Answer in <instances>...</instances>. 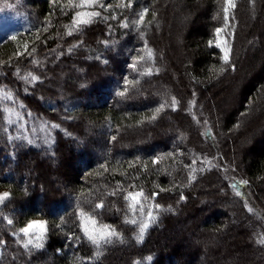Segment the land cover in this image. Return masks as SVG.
<instances>
[{
    "label": "trees",
    "instance_id": "trees-1",
    "mask_svg": "<svg viewBox=\"0 0 264 264\" xmlns=\"http://www.w3.org/2000/svg\"><path fill=\"white\" fill-rule=\"evenodd\" d=\"M167 1L133 0L128 8L119 7L122 0H100L111 7L95 9L101 16L69 36L74 13L88 9L73 7L68 0H0V12L24 18V27L0 42V94L13 96L0 99V192L12 194L0 207V264H264V245L258 243L264 238V127L259 126L264 116V46L259 39L247 67L244 63V43L251 32L246 26H256L250 13H264V0H235L228 27L224 0H175L180 13L193 10L185 18L189 47L175 81L165 67L168 63L175 72V62L159 49L164 30L170 31L166 26L172 24ZM144 8L149 9L146 24L137 30L133 21ZM218 27H224L221 39L231 49L230 64L216 46ZM145 42L154 60L148 59ZM138 56L145 60L137 61ZM132 63L137 68L129 67ZM64 66L65 71L77 68L78 74H63L58 91L53 78L58 80ZM241 68L248 74L239 83L236 106L215 121L207 94L225 80L235 81ZM29 73L40 81L29 83ZM125 79L133 83L119 95ZM173 96L178 100L175 109L169 106ZM165 101V108L150 120ZM167 118L177 128L165 137ZM245 127L253 131L251 145L241 151L238 166L233 165L228 134L238 135ZM77 159L82 168L75 171L68 166ZM48 160L59 161L55 175L62 187L43 183L55 172L44 164ZM29 162L34 166L29 168ZM31 170L37 175L32 177ZM209 185L214 188L206 214L195 196ZM129 192L143 193V212L137 206L133 215ZM101 202L103 208H97ZM226 206L249 221L247 241L240 238ZM148 211L155 219L137 243L138 224L130 221L146 220ZM89 216L97 228L108 225L123 240L113 238L103 245L98 259L84 235L85 226L93 227ZM37 219L46 223L44 246L28 252L19 230Z\"/></svg>",
    "mask_w": 264,
    "mask_h": 264
},
{
    "label": "rangeland",
    "instance_id": "rangeland-1",
    "mask_svg": "<svg viewBox=\"0 0 264 264\" xmlns=\"http://www.w3.org/2000/svg\"><path fill=\"white\" fill-rule=\"evenodd\" d=\"M166 6H167L166 9L169 12V15L171 16L170 20L172 21V24H171V27L166 26L167 28L170 29V31L167 32V30H164L165 40L163 42V45H161L159 49L161 52L164 53L165 56H170L173 58L175 65H176L175 72H173L174 70H172V68L169 67L168 63H165V67L167 66V68H169L174 78V81H175V79L179 76L178 72L179 71L181 72V68L179 67V65L182 66L185 63L184 56H186V51H188V47H189L186 41L187 39L186 34L188 33L190 26L186 24L185 18H188L190 14H192L193 10L191 9L189 11L190 14L185 13V12L184 14L180 13L177 7L178 4L176 5L175 0H168ZM178 14L180 16L179 19L176 18V15ZM250 19H253L255 21L256 26H251L250 22L247 23V26H246L247 29H251V32H250V35L247 36V40L244 43L246 47L248 48L247 56L246 55L245 57L243 56L245 65H246V60L249 59L250 57V53H252V51L259 48L255 40L259 39L260 46L261 47L264 46V13H259L258 10H255L254 12L250 13ZM23 27H24V18L19 13L15 14V13L0 12V42L3 41L6 37L15 34L19 29ZM248 68H249V65H248ZM74 69L73 70L66 69L65 71V66H64V70L61 71L58 80L56 78H53L55 85H56V89L58 91L59 89L60 90L62 89L63 82L65 81L63 74H65L67 77H71V75L78 74V72L76 71L77 68L74 67ZM247 74H248L247 69L242 70L241 68V70L238 71L237 76L235 77V81L231 80V82H229L228 84L227 80H225L223 84H221L220 88H217L215 89V91H212L209 94H207V97L210 102V107H211L210 109H211V112L213 113V117L215 118V121L220 122L222 116H224L223 114H225L229 110H232L236 106L237 93H238L237 89L240 85L239 83H241V81ZM167 121L169 122V125L167 126V129L164 131L166 133L165 137H168L169 134L175 131L177 128L176 127L177 125L174 122L175 121L174 119L167 118ZM259 126L264 127V116ZM237 131H239L238 135L235 134L234 132H230L228 134V139L231 140L230 148L232 152L228 156H229V159L231 160V164L234 165V162H235L238 166L239 162L241 161V155H240L241 151L246 150L251 145L250 142H251L253 131L252 130L249 131V127L242 128L241 130L239 128V130ZM205 132H207V130L203 131V134L206 135L207 133ZM139 142H142V141L140 140ZM100 153L102 154V150H99V154ZM57 162L59 161L48 160L47 163H44L49 168L50 171L51 170L55 171L53 172L54 173L53 175L51 174L49 177L43 178L42 181L44 184H51L53 186H58V187L63 186L64 182L62 181V179H60L57 175H55V173L58 171L56 168ZM61 162L62 161H60L59 163L60 167L62 164ZM27 165L30 168L34 166V163L29 162ZM68 167L72 168L75 171L79 170V168H82V161L79 159L74 160L72 164H70ZM30 175L33 177L37 175V173L36 171L31 170ZM213 188H214L213 185H209L204 188L205 190L204 193H201L195 196V198L197 199V207L199 208L201 207L202 211L206 212V214H208L210 210V208H208L209 205L207 204L211 202V193L213 192ZM0 193H3V192H0ZM223 208L224 210H228L230 215L231 214L233 215L232 220H233V223L236 224L237 228L239 229L241 233L240 238H242L243 241H247L244 238H246V235L249 234V231H248L249 221L248 220L244 221V218L242 219V216L240 214H237L235 210L232 213L231 210L233 209H230L229 206L228 207L226 206ZM33 221L37 223H44L45 230H46L45 221L40 220V219L33 220ZM241 221H244V222L242 223ZM88 225L91 226L90 223H88ZM192 226L193 225L189 227V231L192 229ZM33 231L36 232L37 230L34 229ZM32 239H36V236H33ZM239 241H242V240L239 239Z\"/></svg>",
    "mask_w": 264,
    "mask_h": 264
},
{
    "label": "snow or ice",
    "instance_id": "snow-or-ice-1",
    "mask_svg": "<svg viewBox=\"0 0 264 264\" xmlns=\"http://www.w3.org/2000/svg\"><path fill=\"white\" fill-rule=\"evenodd\" d=\"M69 4L73 7H78L81 9H88L85 11H77L74 13V16L72 18L71 24L68 27V31L67 34L69 36H71L73 34V32L78 31L82 26H89L93 23L95 18H98L101 16V12L97 11L95 9L100 8V9H107L110 8L111 5H105L104 3H101L100 0H79V3L76 4L74 3V0H68ZM133 6V0H126V3L123 2L119 5V7H128L131 8ZM236 8V3L235 0H224V7H223V13H224V22H225V27H228L230 24V10H234ZM149 13V9L148 8H144L142 11L139 12L138 14V18L135 19L133 21V23L136 25L137 30H139L140 26H143L146 24V17L148 16ZM104 19H108V17H104ZM123 27L127 28L128 27V23L127 21H125L122 25ZM216 32V37L218 40V43L216 44L217 47L221 48L223 51V59L225 64H230L231 63V59H230V54H231V49L228 46V44L226 43L225 40L221 39V33L224 32V27H218L215 29ZM141 35L143 36V33H141ZM11 39L15 40L17 39L16 36H12ZM106 46L108 44V41H104L103 42ZM211 43V42H210ZM27 47V46H25ZM145 49L147 50V57L149 60H154V52L151 49H148L147 47V42H145ZM73 51L72 47H69L67 49V52L69 54H71ZM61 55H63V53H61ZM97 59H99V57H97ZM137 61H144L145 57L144 56H138L135 58ZM104 63H108L107 60L104 61ZM129 67L135 69L137 68V64L136 63H132L129 65ZM233 70H235V66H232ZM158 71V70H157ZM221 71H223V69H221ZM145 72H147L148 74H151L152 69L151 68H146ZM30 77V79H29ZM25 79L29 80V83L31 82H38L40 81L41 77L36 76V75H32L31 73L28 74V77H25ZM125 88L118 93L119 95H125L128 91L127 85L133 83V81H129L127 79H125ZM0 99H3L5 101H10L13 99V96L10 92L6 93V94H0ZM168 104V101H165L164 103H161L155 110H154V114L149 117L150 120H155L157 118V115L162 109L165 108V106ZM178 105V100L176 99V97H172L171 98V102H170V107H172L173 109H175ZM6 112L9 113V115H11L13 113V110L11 108H5L4 109ZM16 116H19V113H15ZM199 122V121H198ZM53 128H57L59 127V125L53 124L52 125ZM113 140H115L116 138L113 136L112 137ZM32 141L29 140L28 143H31ZM171 155V154H169ZM160 160L159 157L156 158V160L154 161V163H158ZM194 163V162H193ZM190 179H195L194 176L190 177ZM241 183H247V181H241ZM112 195H115V192L111 193ZM154 195H158L154 194ZM12 194L9 192H3L0 193V207L5 205V202L11 199ZM127 199H129L132 203H131V207L133 209V215L136 214V210H137V206H139V210L141 212H143V203H142V198H143V193L142 192H129L127 194ZM181 200H186V197L181 196L180 197ZM97 208H103V203H97L96 204ZM153 208H160L161 206L159 204H154L152 205ZM246 208H248L247 205H245ZM169 211H171V209H169ZM249 212H252L251 208H248ZM81 217H84V213L81 212ZM5 221L8 224H12L13 221L12 219L8 218V217H4ZM155 219V217L153 216L152 211H148L147 212V219L146 220H141L139 221V223L137 222L136 219H133L130 221L131 224L133 225H137L138 224V228L139 231L136 235V242L140 243L143 241L144 236H145V232L146 230L149 228L150 224L153 222V220ZM87 221L88 223H90L93 227L92 230H89V228L87 226L84 227V235L86 236L88 242L90 244H92L96 249V253H95V257L98 259L102 253L100 251V249L103 247V245L105 244H109L113 242V238L120 240V242L122 243L123 240L120 237V234L118 232H116L114 229H112L110 226L108 225H104L102 228H97L96 227V221L91 217H87ZM36 229L37 231L34 232L33 230ZM19 233L23 234V237L25 238V242H23L22 246L23 248L28 251L31 252V250L34 249H42L44 246V233H45V224L44 223H37L35 221H29L27 223L26 226L20 228ZM14 237L16 238V240L18 242H20V235L17 233H13ZM36 236V239L33 240L32 237ZM4 243L3 241H0V244ZM259 244L264 245V238L259 239L258 241ZM2 253H0V259H2ZM149 260H151V257H148ZM136 264H140L139 261L136 262Z\"/></svg>",
    "mask_w": 264,
    "mask_h": 264
}]
</instances>
